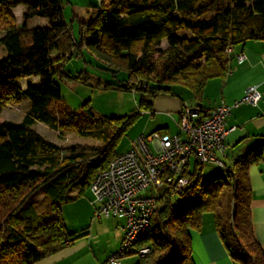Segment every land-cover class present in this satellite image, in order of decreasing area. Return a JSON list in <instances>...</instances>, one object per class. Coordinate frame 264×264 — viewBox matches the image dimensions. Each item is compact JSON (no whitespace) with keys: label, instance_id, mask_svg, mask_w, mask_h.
<instances>
[{"label":"trees","instance_id":"16d2710c","mask_svg":"<svg viewBox=\"0 0 264 264\" xmlns=\"http://www.w3.org/2000/svg\"><path fill=\"white\" fill-rule=\"evenodd\" d=\"M98 1L96 16L80 23V45L74 50L79 56L83 47L116 73L128 74L120 88L142 96L141 107L130 117L97 118L89 102L79 112L61 102L55 78L63 76L67 58L54 55L65 40L71 47L66 50L74 48L62 0H0V7L26 8L20 26L12 16H0V45L6 53L0 59V264H34L73 245L81 237L68 233L63 207L90 191L97 173L120 154L118 143L135 119L153 114L160 97L180 98L175 87L201 100L210 80L228 75V49L264 41V0ZM225 3L228 7L222 9ZM35 18L47 19L49 25L30 28ZM182 31L192 37H181ZM163 39L166 50L159 49ZM33 77L39 78L36 84L18 85ZM25 99L32 108L22 122L1 118L8 105ZM40 123L104 146L91 161L75 149L65 155L33 128ZM262 157L256 150L233 162L222 176L206 183L199 177L176 201L162 196L147 234L136 245L151 252L138 256L135 264H194L192 233L202 231L207 215L235 263L264 264L253 232L249 184V169Z\"/></svg>","mask_w":264,"mask_h":264},{"label":"built area","instance_id":"2783aa9c","mask_svg":"<svg viewBox=\"0 0 264 264\" xmlns=\"http://www.w3.org/2000/svg\"><path fill=\"white\" fill-rule=\"evenodd\" d=\"M227 53L231 56L232 49ZM237 59L242 64L247 58L240 54ZM260 103L264 104V95L254 86L234 104L213 109L202 121L194 117L196 110L187 109L178 121V135L142 134L130 150L118 154L107 169L97 173L90 187L94 219L125 222L121 247L108 264H121L131 254L146 256L151 252L136 245L147 234L162 196H182L196 185L206 166L231 170L224 158L227 138L235 128L228 129L226 120L241 105Z\"/></svg>","mask_w":264,"mask_h":264},{"label":"crops","instance_id":"0c3cea01","mask_svg":"<svg viewBox=\"0 0 264 264\" xmlns=\"http://www.w3.org/2000/svg\"><path fill=\"white\" fill-rule=\"evenodd\" d=\"M240 54L247 58L242 64L237 59ZM230 57L228 75L224 79L210 80L201 100L195 99L191 92V95L186 94L185 90L179 94L180 98L175 96L156 99L153 114L146 113L152 118L156 116L160 121L151 133L158 131L178 135L180 133L178 121L183 111L196 109L200 112L194 117L203 118L220 105L234 104L250 87H259L264 95V41L249 40L238 45L232 49ZM192 101L194 104H191ZM166 118L175 124L176 131L173 134L169 132L172 124H167ZM226 127L235 128L227 138L228 150L224 158L227 165L232 166L237 159L256 150L263 153V157L249 169V184L252 193L253 232L264 252V104L260 103L257 106L243 104L234 109L226 120ZM124 227L123 220L114 218L101 220L99 224L91 225L89 233L85 231L80 234L81 238L73 245L66 246L34 264H108L121 247ZM192 242L194 264H237L230 258L215 231L213 219L209 224L204 220L202 231L192 233Z\"/></svg>","mask_w":264,"mask_h":264},{"label":"rangeland","instance_id":"374dc122","mask_svg":"<svg viewBox=\"0 0 264 264\" xmlns=\"http://www.w3.org/2000/svg\"><path fill=\"white\" fill-rule=\"evenodd\" d=\"M64 7V18L70 26L71 44L74 48L68 46L67 40H65V46L59 44L60 52L54 55V58L65 57L66 60L62 64L63 76H57L55 78L56 83L60 86L62 91L61 102L66 104L72 111L79 112L86 102H89L93 108V113L97 118H120L130 117L135 114V111L141 107L142 96L138 92L125 91L120 87L125 86L128 81V74L123 71L116 73L115 70L109 68L105 63L100 61L91 55L83 47L81 48V54L74 50L80 45V23H88L96 16L99 7L98 0H62ZM222 9L228 7V3L220 5ZM26 8L22 5L16 8L0 7V16L10 15L20 26L23 23V15ZM210 17L212 15H209ZM208 16V17H209ZM49 25V21L43 18H35L29 22L30 28H44ZM4 35V29L0 22V39ZM181 37L191 38L190 32L182 31L179 33ZM66 46L67 48L66 50ZM168 48L167 41L162 40L160 50H166ZM73 54V57L68 56ZM6 53L0 45V59L4 58ZM39 78H23L18 81V85L25 89L28 83L36 84ZM102 86V87H101ZM105 86H109L108 90L104 89ZM185 89L175 87L176 94H180ZM186 94H190L188 90ZM191 95V94H190ZM194 104V101L191 104ZM56 105H53V108ZM32 108V103L29 99H25L19 104H10L3 111L1 118L6 121L20 123L24 117L29 114ZM167 124L170 126V133L176 131L174 122L166 118ZM160 123L159 119L155 116L152 118L148 114H144L142 117L136 118L132 126L128 129L125 135L120 139L117 152L124 153L130 150L134 146L135 140L142 134H149L152 129ZM174 124V125H173ZM34 129L42 135L45 139L57 144L62 148L63 154L68 155L72 150L83 152L87 158L91 161L100 155V150L104 146L101 142L95 141L91 138H82L74 132L65 131L60 133L51 130L44 124H37ZM165 131V132H168ZM168 132V133H169ZM194 163V160H193ZM223 170L211 165L206 166L203 169L201 176V183L209 182L219 176L223 175ZM177 200L176 197L173 198ZM39 201H42V197H38ZM93 196L90 191H87L83 197L77 202L65 205L63 207L64 217L66 220L67 231L69 234H73L77 237H81L80 234L86 231L89 233L91 225L95 226L100 221L94 219L93 212L94 207L91 205ZM212 221V216H205V223L209 224ZM138 260V255H131L122 260V264H135Z\"/></svg>","mask_w":264,"mask_h":264}]
</instances>
